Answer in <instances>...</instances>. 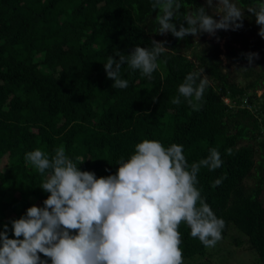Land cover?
<instances>
[{
    "label": "trees",
    "instance_id": "1",
    "mask_svg": "<svg viewBox=\"0 0 264 264\" xmlns=\"http://www.w3.org/2000/svg\"><path fill=\"white\" fill-rule=\"evenodd\" d=\"M257 6L264 0H238ZM153 0H0V231L3 225L42 207L49 193L40 187L48 173L26 163L25 154L41 149L49 158L63 146L81 171L99 177L115 174L135 145L159 141L167 148L182 145L189 166L219 151L222 166L201 167L196 187L218 218L225 221L222 238L234 230L233 242L255 250L264 264V38L249 14L243 21L255 34L239 29L226 43L223 64L218 44L201 33L178 40L157 34L159 10ZM173 23H184L206 0H180ZM213 15L214 8L207 9ZM241 35L240 38L235 36ZM216 37L224 34L218 31ZM164 42L168 50L157 59L152 78L122 65L126 89L112 87L104 64L119 60L136 46ZM258 53L251 66L244 54ZM246 62L245 65H239ZM208 80L202 107L194 111L178 87L191 72ZM155 97V100L153 99ZM232 149V155L226 150ZM79 158V159H78ZM81 160H84L80 164ZM226 174V179H222ZM222 183L213 187L215 180ZM183 259L205 253L206 247L179 226ZM242 236L246 238L243 240ZM247 242V244H246ZM42 259H46L40 254ZM49 264L51 261L49 260ZM196 264V263H187Z\"/></svg>",
    "mask_w": 264,
    "mask_h": 264
},
{
    "label": "clouds",
    "instance_id": "2",
    "mask_svg": "<svg viewBox=\"0 0 264 264\" xmlns=\"http://www.w3.org/2000/svg\"><path fill=\"white\" fill-rule=\"evenodd\" d=\"M223 8L219 20L208 14L215 5ZM157 34L171 33L178 40L201 33L215 36L217 30L237 31L243 28L245 10L232 0H206V6L185 17L184 23H173L181 9L180 0H153ZM260 26L264 38V3L247 8ZM167 43L152 41V47L136 46L128 56L118 53L119 60L108 57L104 69L112 87L126 89L129 82L121 79L122 65L128 64L141 75L152 78L158 69V57ZM251 66L258 53L244 54ZM200 72L189 73L179 85V95L172 100L179 105L183 97L199 111L208 85ZM155 100V97L153 98ZM232 155V149L226 150ZM79 159V158H78ZM40 173H48L40 187L49 193L43 206H31L25 215L10 221L0 231V264H184L179 226L186 223L190 235L206 248L222 239L225 221L218 218L196 187L201 167L214 171L222 166L217 149L207 158L190 166L183 146L165 148L159 141L144 140L135 145L129 159L118 162L115 174L97 178L91 171H81L63 146L50 158L41 149L25 154ZM84 160H81L82 164ZM226 174L222 179H226ZM215 180L213 187L222 183ZM46 259H42L41 255Z\"/></svg>",
    "mask_w": 264,
    "mask_h": 264
},
{
    "label": "rangeland",
    "instance_id": "3",
    "mask_svg": "<svg viewBox=\"0 0 264 264\" xmlns=\"http://www.w3.org/2000/svg\"><path fill=\"white\" fill-rule=\"evenodd\" d=\"M233 3H235L239 8L242 10H245V18L249 16L250 13L247 12V8L254 7V6H248L244 7L242 6L238 0H232ZM213 3H216V0H213ZM214 13L216 14V20H219V15L223 14V8L220 5H215L214 7ZM244 23V21H243ZM241 30L244 32L245 37H248L252 39L255 38V34H252L246 26V23L243 24V28ZM220 31L224 34V37L218 38L216 37V34ZM234 31H224V30H217L215 36L208 35L206 40L211 45L218 44L221 49V56L224 58L223 64L225 66H228L233 72L237 68V65L230 63V61L225 57L226 53V43H232L236 47H240L241 44L236 42L233 38H231ZM240 34L238 36H235L237 38H240ZM246 62H241L239 67L241 65H245ZM258 95H261L264 93V87L259 89ZM240 234L236 231L231 232V236H226L225 238H222L215 247L213 248H207L205 253H199L195 255L194 257H188L184 259V264L187 263H196V264H257L256 262V252L255 250H252L248 248V245L246 248L240 247L238 245H235L231 240H234V237H239ZM243 240H246L244 236H242ZM247 244V242H246Z\"/></svg>",
    "mask_w": 264,
    "mask_h": 264
}]
</instances>
